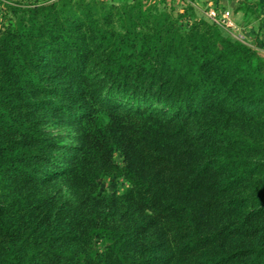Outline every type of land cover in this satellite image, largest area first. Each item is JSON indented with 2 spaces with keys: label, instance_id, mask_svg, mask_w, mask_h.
Listing matches in <instances>:
<instances>
[{
  "label": "trees",
  "instance_id": "trees-1",
  "mask_svg": "<svg viewBox=\"0 0 264 264\" xmlns=\"http://www.w3.org/2000/svg\"><path fill=\"white\" fill-rule=\"evenodd\" d=\"M104 5L0 29V264H264V57L188 9L123 6L116 32ZM52 118L78 128L62 156Z\"/></svg>",
  "mask_w": 264,
  "mask_h": 264
},
{
  "label": "rangeland",
  "instance_id": "rangeland-1",
  "mask_svg": "<svg viewBox=\"0 0 264 264\" xmlns=\"http://www.w3.org/2000/svg\"><path fill=\"white\" fill-rule=\"evenodd\" d=\"M46 1L56 0H0V29H4L7 25L16 22V16H14V10L20 9L23 6L33 5L34 3H43ZM83 3V5H90L92 18L97 21L98 17L102 13L101 4H105V11L111 12V18L107 28L113 29L116 32L123 31L122 25L119 21L120 9L123 6H135L141 4L143 10L150 9L151 13L154 12H166L170 13L173 9V15L175 13H182L184 9H188L186 13V23L189 27L192 26L197 20H204L208 24H213L212 20L208 18L209 13H213L216 19L224 11H227V5L225 0H74V3ZM245 7L255 9L256 22L254 25H260L259 30L253 32L251 29L243 32L231 19L232 25L230 28H223L222 30L229 35L232 39L238 41H245L246 46L257 52L264 57V0H245ZM190 7L192 10H189ZM119 11V12H118ZM254 9L252 11V14ZM174 17V16H173ZM98 23H100L98 21ZM105 23V25H107ZM147 25H139L137 30H142L145 33H151L153 31L151 22H147ZM220 26V25H219ZM188 27V28H189ZM42 129L44 133L53 136L57 139L59 145L62 147L58 152L59 156H62L68 149L77 146L78 144V128L70 121L61 120L58 121L55 118L47 121L43 124ZM115 161L119 165L121 164V158L118 154L115 155ZM100 191L111 195L113 193L122 194L127 188L128 184L122 178L104 177L99 181ZM47 190L55 193L65 195L67 198L72 196L71 191L61 181L54 182L51 186L47 187ZM98 249H102L103 245L98 244Z\"/></svg>",
  "mask_w": 264,
  "mask_h": 264
},
{
  "label": "crops",
  "instance_id": "crops-1",
  "mask_svg": "<svg viewBox=\"0 0 264 264\" xmlns=\"http://www.w3.org/2000/svg\"><path fill=\"white\" fill-rule=\"evenodd\" d=\"M227 8L226 10L230 12L231 19L233 22L240 28L241 31L245 32L248 29L252 30L253 32H256L259 30L260 25H254V22H256V14H255V8L254 12L252 14L253 9H250V12L248 10V7H245V0H225ZM243 44H245V41H240ZM247 45V44H245Z\"/></svg>",
  "mask_w": 264,
  "mask_h": 264
},
{
  "label": "built area",
  "instance_id": "built-area-1",
  "mask_svg": "<svg viewBox=\"0 0 264 264\" xmlns=\"http://www.w3.org/2000/svg\"><path fill=\"white\" fill-rule=\"evenodd\" d=\"M217 16H215L213 13L208 14V18L212 20L213 23L222 26L223 28L227 27L230 28L232 25L231 22V14L229 11H224L220 14V16L216 19Z\"/></svg>",
  "mask_w": 264,
  "mask_h": 264
}]
</instances>
